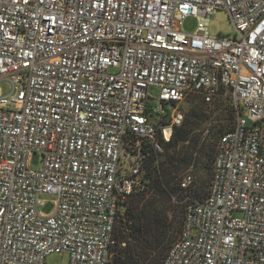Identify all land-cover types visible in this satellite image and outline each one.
I'll return each instance as SVG.
<instances>
[{"label":"built area","instance_id":"obj_1","mask_svg":"<svg viewBox=\"0 0 264 264\" xmlns=\"http://www.w3.org/2000/svg\"><path fill=\"white\" fill-rule=\"evenodd\" d=\"M221 10L234 39L209 35ZM190 17L192 34L178 27ZM1 80L12 91L0 93V264H118L116 226L150 190L159 133L170 141L190 95L213 105L224 90L235 126L205 198L192 173L180 180L183 226L163 264H264V0H0Z\"/></svg>","mask_w":264,"mask_h":264},{"label":"trees","instance_id":"obj_2","mask_svg":"<svg viewBox=\"0 0 264 264\" xmlns=\"http://www.w3.org/2000/svg\"><path fill=\"white\" fill-rule=\"evenodd\" d=\"M234 114L236 116L235 110ZM206 120L207 115L198 105L186 117L182 126L174 127L168 143L163 141L159 133L165 153H151L148 158L150 190L129 197L123 205L128 223L119 218L121 223L118 220L116 226L115 261L118 264H144L147 261L163 264L183 226L184 209L174 203L173 192L179 190L180 180L177 179L190 167L198 149L200 137L194 136V133ZM212 150L211 164L216 146ZM161 157L163 160H160ZM124 242L126 246H122Z\"/></svg>","mask_w":264,"mask_h":264},{"label":"rangeland","instance_id":"obj_3","mask_svg":"<svg viewBox=\"0 0 264 264\" xmlns=\"http://www.w3.org/2000/svg\"><path fill=\"white\" fill-rule=\"evenodd\" d=\"M198 26V20L196 18L190 17L185 19L181 25H178L179 29L188 34H192L196 31ZM209 35L212 37H229L234 39L238 34L234 28L229 15L226 11H217L210 19L208 25ZM12 91L11 84L6 80L0 81V93L7 95ZM160 89L158 87H152L149 90V94L152 98H158L160 96ZM200 105L207 115V120L199 127V129L194 133V136L200 137V143L198 149L194 154V159L190 167L179 176L178 180H181L186 174L192 173L195 177V187L192 192L198 198H205L209 192V186L212 175V157L210 156L211 150L215 148L217 140L226 131L230 130L235 126L236 116L234 114L233 105L231 102L230 94L228 91L224 90L219 97L216 98L213 105H206L199 94L190 95L183 103L177 106V110L183 115L184 123L186 117L191 113L196 106ZM161 108L168 112H174L175 106L168 105L166 107L161 106ZM181 124V126H182ZM262 128L264 131V123H262ZM163 139V136H161ZM164 142H166L163 139ZM163 151L160 155H164L165 149L162 147ZM208 151H210L208 153ZM213 151V150H212ZM208 153V154H207ZM160 160H163L161 157ZM30 168L32 170L40 171L43 168V157L40 154H34L30 161ZM178 193V189L173 192ZM197 194V195H196ZM41 199L44 201V205L40 206L39 212L44 215L52 214L56 209V198L53 196L45 195ZM183 209L181 204H177ZM121 220L124 223H128L127 214L120 215ZM120 222V220H119ZM121 223V222H120ZM68 254H54L47 259L48 264H69ZM144 264H151L147 261Z\"/></svg>","mask_w":264,"mask_h":264}]
</instances>
